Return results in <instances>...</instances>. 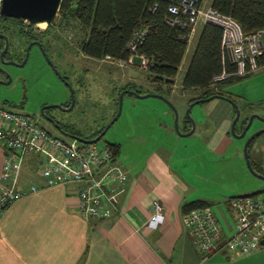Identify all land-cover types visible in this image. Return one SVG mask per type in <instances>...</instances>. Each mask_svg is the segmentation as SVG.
Wrapping results in <instances>:
<instances>
[{"label": "crops", "instance_id": "1", "mask_svg": "<svg viewBox=\"0 0 264 264\" xmlns=\"http://www.w3.org/2000/svg\"><path fill=\"white\" fill-rule=\"evenodd\" d=\"M202 25L201 22L197 26L193 39L195 34L198 39ZM132 55L129 60L118 59L117 62L113 61L117 59L113 57H90L111 69L114 64L123 67L128 63L134 68L135 64H139L133 60ZM251 78L253 82L249 94L237 98L244 105L240 107L238 130L242 116H248L252 112L264 115V67L257 69ZM135 79L129 81L134 83ZM148 79L157 88L162 84L160 90L165 85L170 88L175 85L154 81L150 72ZM224 100L226 99L222 96L217 97L216 104L223 107L207 108L206 122L200 119L191 132L195 133L200 125L203 135L200 133L190 141H201L203 144L205 141V146L213 152L216 159L219 156L225 163L229 160L233 162L235 174L241 178L239 186L247 189L245 187L252 181L253 173L238 141L243 142L248 134L238 138L231 133L236 107L232 102ZM154 110L157 111L155 107H148L149 112ZM162 110L164 119L159 125L162 131L170 135L174 132L173 122L165 116L169 114V109L163 107ZM263 126L264 121L254 129ZM180 129L187 132L190 126ZM204 129L210 130L205 138ZM191 133H180L179 139L177 136L174 138L178 142H185L183 136ZM137 134L138 137L131 136V143L127 140L119 141L120 153L111 165L102 170L103 175L111 168H120L128 174L124 183L115 185V208L108 216L90 217L81 213L76 192L78 184L69 182L47 185L40 173L36 157L32 155L26 158L19 183L24 187L37 184L39 188L25 193L5 210L0 220V264H264V243L248 254L223 249L203 257L183 221V205L194 199H205L200 188L202 184L198 180V184L193 185L184 175L183 169L186 165L177 166L174 163L176 156H179L177 152L181 149L177 143L173 144L169 139L157 141L159 143L156 146L143 152L139 148L140 144L145 143L147 135L144 132ZM258 135L251 141L249 151L251 159L264 172V134L263 137ZM190 141L186 139L187 147ZM231 147L232 151L228 154ZM5 153L6 148L0 142V174ZM156 198L162 201L164 208L158 220L152 222L150 215L153 211V200ZM232 216L234 219L233 214Z\"/></svg>", "mask_w": 264, "mask_h": 264}, {"label": "rangeland", "instance_id": "2", "mask_svg": "<svg viewBox=\"0 0 264 264\" xmlns=\"http://www.w3.org/2000/svg\"><path fill=\"white\" fill-rule=\"evenodd\" d=\"M205 1L207 3L211 2V0ZM14 19L11 16L6 17L4 20L5 24L9 25ZM71 24L73 31H67L61 26H57V23L51 25L48 23L40 24L43 29L49 28V36H47L49 40L47 43L48 55L60 72L66 73L71 77L74 81H72L74 88H76V101L71 109H61L58 106H52V109H55V112L64 120L73 121L75 130H78L82 136L91 138L97 130L109 123L116 115L119 107L118 101L121 93H123L121 113L97 142L100 145L122 140H127L128 143H131V136L138 137L137 133L144 132L147 138L144 140L145 143L140 144L139 148L143 152H147L150 147L156 146V143H159L157 141L169 139L173 144L177 143L181 149L177 152L179 156H176L174 163H177V166H180V164L186 165L183 169L184 175L193 185H197L199 180L202 184L200 188L204 192V198L212 202L222 226L227 229L229 234H232L234 232L233 211L228 207L226 199L232 195L264 190V179L252 174V181L245 187L247 189H243L244 186H239L241 178L235 174L233 162L229 160L225 163V160H221L219 156L216 159L213 152L205 146V141L204 144L201 141H195L194 143L190 141V139L199 136L201 133L200 125L195 133L183 136L185 142H178L174 138L176 136L178 139L180 138V132L175 129V110L178 111L177 124L181 128L186 125L190 126V129L192 127L187 108L191 102L190 98L194 94L199 93V90L184 88L182 81L197 40L195 38L196 34L194 39L192 38L189 41L188 49L175 76V85L173 88L165 85V88L160 90L152 82H149L148 68L142 66L143 59L138 55L132 56L133 60L139 64V67L135 64L133 68L128 63L123 67L114 64L111 69L102 64L101 61L83 54L79 48V42L84 35V30L75 22ZM71 35L72 37H69ZM12 36L16 35L12 33ZM117 60L113 61L117 62ZM7 67L13 72L12 79L9 82H0V106L3 105L8 108L25 111L37 118L40 123L44 124L52 132L61 134V131L54 124L46 121L41 116V107L43 105L64 103L71 96L69 87L56 72L54 66L49 63L40 49L34 46L23 65L18 66L14 63H9ZM256 71H253V73ZM253 73L225 82L222 88L229 91L236 99L240 95L249 94L252 88L253 78L251 77ZM4 76L5 74L0 70V79H3ZM132 78H136V83L134 82L136 85L129 81ZM128 82L133 87L141 89L142 94L147 92L157 93L158 91L156 90H160L163 95L138 96L131 91L133 87L128 88L130 91H120L121 88L128 85ZM217 97L220 96L196 102L190 109V118H193L196 124L200 122V119H204L205 123L208 107H223L221 104H216ZM222 97L230 101V99ZM85 98H90L91 100L89 107H84ZM232 103L234 104V102ZM236 103L238 107L244 106L239 99H237ZM148 107H155L157 111L149 112ZM163 107H168L169 114L165 116L173 122L174 132L170 135L162 131V127L159 125L160 121L164 119ZM235 115L236 113L234 117ZM244 117L245 115L242 116V119ZM262 121V119L255 117L248 135ZM209 133L210 130L204 129V138ZM192 134L194 136H191ZM263 134L264 132L258 136L263 137ZM201 135L203 134L201 133ZM65 137L75 143L81 142L68 136ZM186 139L190 141L188 147L185 145ZM245 139L243 142L238 141L243 153ZM231 151L232 147L227 153L230 154ZM226 250L228 252L235 251L227 248ZM237 253L242 254L240 252Z\"/></svg>", "mask_w": 264, "mask_h": 264}, {"label": "built area", "instance_id": "3", "mask_svg": "<svg viewBox=\"0 0 264 264\" xmlns=\"http://www.w3.org/2000/svg\"><path fill=\"white\" fill-rule=\"evenodd\" d=\"M165 1L170 12L168 21L186 28L184 37L188 40L192 39L201 22L211 21L222 27L223 52L236 62L237 67L232 72L224 69L215 76L216 80L232 73L245 74L259 68L257 58L263 50L264 29L246 32L234 16L221 12L205 0ZM2 2L0 0V23L3 16ZM157 5L155 2L154 7ZM147 29L146 26L137 27L128 42L133 55H140L143 59L142 66L145 68H148L151 59L135 51ZM65 136L52 132L25 111L0 106V142L6 148L0 174V220L12 203L25 193L39 188L37 184L24 187L19 183L25 160L32 155L38 160L40 173L47 185L78 184L76 192L81 213L90 217L112 214L115 208V185L124 183L128 174L120 168H111L104 175L101 174L103 168L112 163V149L107 143H75ZM229 203L234 215L232 234L222 226L211 206L194 208L183 215V221L204 258L226 248L248 254L263 244L264 191L231 196ZM163 208L160 199L153 200L152 222L162 215Z\"/></svg>", "mask_w": 264, "mask_h": 264}, {"label": "trees", "instance_id": "4", "mask_svg": "<svg viewBox=\"0 0 264 264\" xmlns=\"http://www.w3.org/2000/svg\"><path fill=\"white\" fill-rule=\"evenodd\" d=\"M155 2L158 3L157 7H154ZM211 4L221 12L234 16L246 32L264 29V0H212ZM169 15L165 0H62L59 13L53 23H57V26L67 31H73L71 23L75 22L84 30V35L79 42V48L83 54L97 58L110 56L125 60H129L133 54L128 47V42L134 30L137 27L146 26L147 32L138 43L135 52L151 59L148 70L154 81L172 85L186 54L189 41L187 37H184L187 29L170 23L167 19ZM6 17L8 16L3 15L1 21ZM222 34L223 29L219 24L211 21L203 22L183 78L184 88L199 90V93L192 96L190 101L213 95L224 96L236 102L235 97L222 88L223 83L253 73V71L245 74L232 73L225 78L215 79V76L222 73L224 69L232 72L237 67L236 62L229 59L223 52ZM257 59L259 68L264 67V44ZM161 85H158V89L162 88ZM129 87L130 84L121 88L120 91ZM137 91L142 92L140 89ZM247 118L248 116L243 118L240 129L245 125ZM104 126L93 136H96ZM72 132L81 134L76 130ZM107 144L112 149L113 161L120 153L121 144L118 141ZM252 163L257 170L263 172L253 160ZM229 198L227 204L230 208ZM205 206H212V202L199 198L186 202L183 208L187 212Z\"/></svg>", "mask_w": 264, "mask_h": 264}, {"label": "water", "instance_id": "5", "mask_svg": "<svg viewBox=\"0 0 264 264\" xmlns=\"http://www.w3.org/2000/svg\"><path fill=\"white\" fill-rule=\"evenodd\" d=\"M62 0H3L2 2V13L5 16H11V17H20V18H24L26 20H29L33 23H42V22H46L48 24H51L55 21L58 13H59V9L61 6ZM0 35H3L2 33H0ZM34 41H30L29 45H28V50H27V55L24 58V60L20 63V64H24V62L27 60L28 55L30 53V47L33 45ZM37 42V41H36ZM8 46V39L6 38V47ZM46 59L49 61V63L54 66L56 72L61 75V72L59 71V69L55 66L54 62L52 61V59L50 58V56L48 55V53L45 51V49H42ZM13 63H15V60H11ZM10 62V61H8ZM9 78L7 80L4 79H0V82H9L12 79V75L10 73H8ZM69 88L70 91L72 92V102L69 106H64L63 103H51V104H47L44 107H52V106H58V107H63L65 109H71L74 104H75V94H74V89L73 86L71 84H69ZM125 91L129 90L128 88L123 89ZM131 91L135 94H137L138 96H148L151 94H157V95H163L162 93H155V92H147L145 94H142L141 92L137 91L136 89H131ZM122 95L123 93H121L120 95V99H119V107H118V111L116 113V115L112 118V120L107 123L104 128L94 137H84L80 134H76V133H72L64 128L61 127V125L58 123L55 126L61 131L62 134L66 135V136H70L72 138H75L77 140L83 141V142H94V141H98L102 135L106 132V130L109 128V126L118 118L119 114L122 111ZM212 96H209L207 98L204 97H200V98H196L194 100H192L190 102L189 107L187 108V114L189 115V119H191L192 121V127L191 129H189L187 132H182L181 129L179 128V125L177 124V119H178V111L175 110L176 113V128L178 129V131L182 134H186V133H191L194 131L195 129V121L193 118H190V109L191 107L199 101H202L204 99H210ZM235 106H236V115L233 118L232 124H231V133L238 138L244 137L246 136V134H248L249 129L252 127L253 122H254V118L258 117L260 119H262L264 121V115L258 113V112H252L250 115H248V118L246 120L245 125L242 127V129L238 130L237 129V122L241 116V109L240 107H238V104L236 102H234ZM262 132H264V126L263 127H258L257 129H254L246 138L245 143H244V153H245V157H246V162L247 165L250 169V171L263 178L264 179V173L260 172L259 170H257L251 160L250 157V151H249V146L251 141L258 135L261 134ZM262 242L264 243V239L262 240Z\"/></svg>", "mask_w": 264, "mask_h": 264}, {"label": "flooded vegetation", "instance_id": "6", "mask_svg": "<svg viewBox=\"0 0 264 264\" xmlns=\"http://www.w3.org/2000/svg\"><path fill=\"white\" fill-rule=\"evenodd\" d=\"M14 18L15 19L9 25L5 24V21H4L5 19H3L4 22L1 21V23H0V33L3 34V35H0V70H1V72H3V74H5V76L3 78L4 80H7L9 78L8 73H10L11 75L13 73L7 67V64L13 63L11 60H15L16 62L14 64H16L18 66L23 65L20 63L24 60V58L27 55L28 45H29L30 41H34L33 45L30 47V52H31L32 48L34 46H36L40 49L41 53H43L42 49H45V51L48 53V51H47L48 44L47 43L49 42V40H48L47 36H49V30H48L49 28L47 27L46 29H43L40 24L36 25L35 23H33L29 20H26L24 18H20V17H14ZM51 24H54V23H51ZM51 24H49V25H51ZM12 33L15 34L16 36L13 37ZM6 38L8 39V46L5 49ZM16 55H19V56H16ZM8 61H10V62H8ZM60 77L66 83V85L68 87H69V84H71L73 86L74 94H75L76 88H74V84H73L74 81L71 79V77L68 74L62 73V72H61ZM213 97H216V96H213ZM213 97H211V98H213ZM75 101H76V94H75ZM90 101H91L90 98H85L84 107H89ZM71 102H72V92H71L70 99L67 100L66 102H64L63 104H64V106H69L71 104ZM22 104H23V102H22ZM45 105H47V104H45ZM45 105H43L41 107V116L43 119H45L46 121H48L54 125L59 123L62 128L66 129L70 132L75 130V126H74L73 121L64 120L60 115H58L55 112V109H52V107H44ZM59 108L65 109L63 107H59ZM67 110H69V109H67ZM76 131H78V130H76ZM72 133H74V132H72ZM68 137H70V136H68Z\"/></svg>", "mask_w": 264, "mask_h": 264}, {"label": "bare ground", "instance_id": "7", "mask_svg": "<svg viewBox=\"0 0 264 264\" xmlns=\"http://www.w3.org/2000/svg\"><path fill=\"white\" fill-rule=\"evenodd\" d=\"M45 23H46V22H42L41 25H42V24L44 25ZM185 29H186V28H185ZM188 41H190V40H188Z\"/></svg>", "mask_w": 264, "mask_h": 264}]
</instances>
